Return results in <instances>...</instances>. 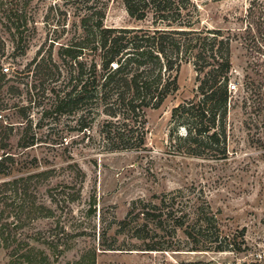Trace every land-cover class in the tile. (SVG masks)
<instances>
[{
    "label": "rangeland",
    "instance_id": "rangeland-1",
    "mask_svg": "<svg viewBox=\"0 0 264 264\" xmlns=\"http://www.w3.org/2000/svg\"><path fill=\"white\" fill-rule=\"evenodd\" d=\"M27 1L29 30L20 34L7 26L12 8L21 9L26 0H0V67L7 74L1 82L0 101L8 107L22 104L27 96L26 90L12 92L13 87L24 88L19 84L24 78L15 72L23 70L40 51L48 54L52 40L59 37L57 7L73 14L65 0ZM198 4L203 27L239 35L231 48V85L236 88L230 87L228 157L189 156L172 140L173 108L199 97L197 72L191 63L179 72V91L159 109L147 112V145L140 151H101L97 127L90 135L93 141L83 139L70 129L76 119L53 117L40 122L42 108H35L29 113L41 125L36 130L39 145L17 159H37L30 173H44L46 178L35 194L37 205L49 209L48 217L34 219L19 232L20 240L35 249L37 264H264V109H257L264 105L253 96L264 78V0H200ZM66 23L71 28V19ZM105 25L144 26L130 18L121 0L109 2ZM67 38L62 35L60 42ZM257 62L263 68H257ZM0 114L2 121L15 126L25 121L15 108ZM64 129L68 133L61 144L57 134ZM21 133L19 129L12 138L13 153L21 152L17 148ZM178 189L190 199L204 198L209 203L222 235L237 244L236 251L131 250L140 241L128 231L118 234L116 222L127 217L134 201L158 202L155 196ZM178 236L186 240L183 231ZM103 242L121 250H103ZM11 255V250L0 248V264L13 263ZM16 264L28 263L20 259Z\"/></svg>",
    "mask_w": 264,
    "mask_h": 264
},
{
    "label": "trees",
    "instance_id": "trees-1",
    "mask_svg": "<svg viewBox=\"0 0 264 264\" xmlns=\"http://www.w3.org/2000/svg\"><path fill=\"white\" fill-rule=\"evenodd\" d=\"M110 1L65 0L73 16L58 6L59 28L55 30L59 37L52 40L49 53L40 51L23 70L15 72L24 78L19 82L24 88L13 87L12 92L26 90V100L13 107L0 101V111L15 108L25 120L15 126L2 121L0 114V179H5L0 182V248L11 250V264L20 259L37 264L35 249L20 240L19 232L50 212L36 203L37 186L46 179L44 173H30L37 159H17L39 145L36 130L41 125L35 124L29 113L35 108H42L40 122L53 117L76 119L70 129L83 139L93 141L90 135L97 127L101 151H140L147 145V112L159 109L179 91V72L191 63L197 72L199 97L173 108L172 140L189 156L228 157L231 48L239 35L203 27L200 0H121L130 18L144 26L107 27ZM28 3L26 0L21 9L12 8L8 30L14 28L20 34L29 30ZM64 34L68 38L60 42ZM254 47L258 48L257 43ZM257 63V68H263ZM6 75L0 67V90ZM260 85L253 96L264 105V78ZM17 127H22L17 144L21 152L13 153L11 141ZM59 131L57 139L62 144L68 132ZM185 194L178 189L155 196L158 202L134 201L127 217L116 222L117 233L128 231L140 241L131 250L236 251L237 244L222 235L209 203ZM10 217L15 220L7 221ZM179 231L186 240L179 239ZM106 235L104 231L103 239ZM101 246L103 250H121L105 242Z\"/></svg>",
    "mask_w": 264,
    "mask_h": 264
},
{
    "label": "built area",
    "instance_id": "built-area-1",
    "mask_svg": "<svg viewBox=\"0 0 264 264\" xmlns=\"http://www.w3.org/2000/svg\"><path fill=\"white\" fill-rule=\"evenodd\" d=\"M5 70H6V72H7V71H8V68H6ZM231 87H233V86H231ZM233 88H234V87H233Z\"/></svg>",
    "mask_w": 264,
    "mask_h": 264
}]
</instances>
